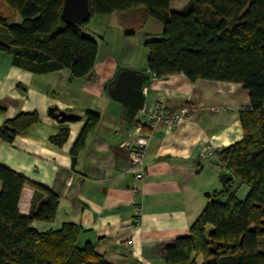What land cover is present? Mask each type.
I'll list each match as a JSON object with an SVG mask.
<instances>
[{"label": "crops", "instance_id": "0c3cea01", "mask_svg": "<svg viewBox=\"0 0 264 264\" xmlns=\"http://www.w3.org/2000/svg\"><path fill=\"white\" fill-rule=\"evenodd\" d=\"M188 1H172L170 9L179 11ZM0 9L12 21L20 17L1 2ZM92 19L84 28L88 32H92ZM122 19L142 22V14L131 11ZM132 31L126 35L134 36ZM139 42L131 55L123 48L119 59L111 52L101 54L98 43L92 74L76 79L70 78L68 69L30 72L0 51V127L20 112L39 116L36 125L11 143L0 141V165L46 186L59 198L55 219L34 220L30 228L45 232L57 230L63 223L77 224L81 228L77 246L90 243L109 264H167L166 248L176 238L188 235L190 225L207 204L206 194L224 190L219 175L228 171L221 167L217 151L242 139L238 112L249 105L248 91L238 83L191 82L183 74L164 79L150 75L143 109L159 105L172 111L186 105L189 117L172 127L158 125L151 130L143 125L137 132L134 124L142 115L135 116L133 123L124 120L122 105L108 96L107 86L120 68L150 74L146 65L137 64ZM52 107L81 118L58 122L48 113ZM87 111L98 112L99 119L73 154ZM63 128L68 129V136L58 145L52 138ZM144 135L150 141L141 169L134 166L126 146ZM208 148L214 149V155L200 156ZM141 170L142 178L135 180ZM234 182L233 177L228 191L237 195ZM33 196L32 186L22 188L18 200L21 215H29ZM136 206L139 214H135Z\"/></svg>", "mask_w": 264, "mask_h": 264}, {"label": "trees", "instance_id": "16d2710c", "mask_svg": "<svg viewBox=\"0 0 264 264\" xmlns=\"http://www.w3.org/2000/svg\"><path fill=\"white\" fill-rule=\"evenodd\" d=\"M175 0H89L90 15L75 26L61 17L64 0H0L21 17L14 23L0 15V51L12 63L33 73L68 69L70 78L92 74L98 42L84 34L95 15L139 11L142 23H161L159 38H145L146 68L156 79L183 74L198 79L240 84L248 91L249 105L238 112L243 137L217 151L223 169L247 192L240 199L228 190L208 192L207 204L189 227L165 250L167 264H264V0H189L179 11ZM133 31L127 32L132 34ZM85 125L72 153L95 127L99 114L87 111ZM39 122L35 112H20L0 127V141L11 143ZM68 129L52 138L64 143ZM0 264H109L90 243L76 244L81 228L63 223L57 230L38 232L32 221L52 222L59 198L0 165ZM34 188L30 213L21 215L22 188ZM226 198L223 199V195Z\"/></svg>", "mask_w": 264, "mask_h": 264}, {"label": "water", "instance_id": "95a60500", "mask_svg": "<svg viewBox=\"0 0 264 264\" xmlns=\"http://www.w3.org/2000/svg\"><path fill=\"white\" fill-rule=\"evenodd\" d=\"M89 15V0H64L61 17L65 23L75 26L84 22ZM149 79L150 74L146 72L120 68L107 86L108 96L122 105L121 116L128 123H132L137 113L144 107V87L149 83ZM48 113L61 123L74 122L81 118L76 113L59 110L56 107L50 108ZM232 178L229 173H220L219 179L225 191L228 190L227 183Z\"/></svg>", "mask_w": 264, "mask_h": 264}, {"label": "rangeland", "instance_id": "374dc122", "mask_svg": "<svg viewBox=\"0 0 264 264\" xmlns=\"http://www.w3.org/2000/svg\"><path fill=\"white\" fill-rule=\"evenodd\" d=\"M185 1L186 0H177V4L184 3ZM0 15L5 16L1 9ZM148 19V21L141 24L142 22L138 19L132 22H124L122 15L115 13L109 15H95L92 19L93 21L90 22L92 32H88L85 29L83 31L84 34L97 40L100 44L99 48L101 49V54L111 52L117 59H119L123 48H125L126 54H133V51L137 48L136 43L141 40V44H139L141 51L138 53L137 64L140 65L141 63L142 65H146L148 49L143 45V41L145 38H159L162 31V26L159 21L153 18ZM13 22L20 23L21 18L17 16ZM132 30L135 31L134 36L129 37L126 35V32ZM236 183L237 182H234L233 187H236L237 196L242 199L246 194V192H244L246 186L237 185L238 183ZM259 248L264 250V237L259 239Z\"/></svg>", "mask_w": 264, "mask_h": 264}, {"label": "built area", "instance_id": "2783aa9c", "mask_svg": "<svg viewBox=\"0 0 264 264\" xmlns=\"http://www.w3.org/2000/svg\"><path fill=\"white\" fill-rule=\"evenodd\" d=\"M142 115V120L136 122L135 130L141 132L143 125L148 126L151 130H154L158 125L165 127H172L180 122L185 121L189 117V109L186 105L181 106L178 110L165 111L161 106L155 105L148 110H140L137 115ZM136 115V116H137ZM134 121H132L133 123ZM150 138L148 135L136 137L134 140L130 141L126 148L129 152L131 160L134 166L142 169L143 159L145 151L149 145ZM214 149L208 148L205 152H201L200 156H213ZM143 176L142 170L134 175L135 180L141 179ZM135 192V190H133ZM135 214H139V206L135 207ZM131 244V240L127 241Z\"/></svg>", "mask_w": 264, "mask_h": 264}]
</instances>
